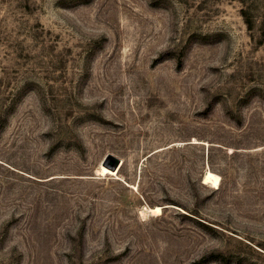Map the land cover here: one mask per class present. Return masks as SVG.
Returning a JSON list of instances; mask_svg holds the SVG:
<instances>
[{"label": "rangeland", "instance_id": "obj_1", "mask_svg": "<svg viewBox=\"0 0 264 264\" xmlns=\"http://www.w3.org/2000/svg\"><path fill=\"white\" fill-rule=\"evenodd\" d=\"M263 18L0 0V264H264Z\"/></svg>", "mask_w": 264, "mask_h": 264}, {"label": "bare ground", "instance_id": "obj_2", "mask_svg": "<svg viewBox=\"0 0 264 264\" xmlns=\"http://www.w3.org/2000/svg\"><path fill=\"white\" fill-rule=\"evenodd\" d=\"M193 141H196V140L193 139ZM117 167L118 166L111 169L102 163L100 165L99 171L101 174H111V175L118 176ZM220 179H221V176L217 172L211 170L210 168H207L202 175V183L208 184L213 187L220 185ZM161 210H162V205L160 204H155L151 206L144 205L143 209L141 210V215H144L145 213H160Z\"/></svg>", "mask_w": 264, "mask_h": 264}, {"label": "trees", "instance_id": "obj_3", "mask_svg": "<svg viewBox=\"0 0 264 264\" xmlns=\"http://www.w3.org/2000/svg\"><path fill=\"white\" fill-rule=\"evenodd\" d=\"M240 13H241V16H242L243 21L245 22L247 28L252 29L255 25L253 13L245 7H241ZM260 24H261L262 28L264 29V18L261 20ZM263 32H264V30H263Z\"/></svg>", "mask_w": 264, "mask_h": 264}, {"label": "water", "instance_id": "obj_4", "mask_svg": "<svg viewBox=\"0 0 264 264\" xmlns=\"http://www.w3.org/2000/svg\"><path fill=\"white\" fill-rule=\"evenodd\" d=\"M106 161L110 164L111 168H115L116 166H118L119 163V159L115 158L114 155H112L111 153H108L106 155Z\"/></svg>", "mask_w": 264, "mask_h": 264}]
</instances>
